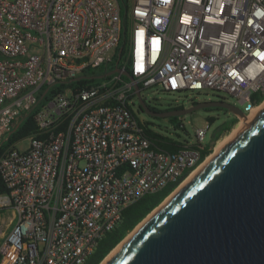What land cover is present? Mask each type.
I'll use <instances>...</instances> for the list:
<instances>
[{
  "label": "built area",
  "instance_id": "1",
  "mask_svg": "<svg viewBox=\"0 0 264 264\" xmlns=\"http://www.w3.org/2000/svg\"><path fill=\"white\" fill-rule=\"evenodd\" d=\"M128 16L141 90L225 91L247 115L264 103V0H131ZM121 29L119 0H0V143L38 108L28 145L0 157V264H84L129 205L178 187L221 139L204 142L209 119L194 141L154 128L180 146L153 147L118 72L44 103L46 86L108 63Z\"/></svg>",
  "mask_w": 264,
  "mask_h": 264
},
{
  "label": "water",
  "instance_id": "2",
  "mask_svg": "<svg viewBox=\"0 0 264 264\" xmlns=\"http://www.w3.org/2000/svg\"><path fill=\"white\" fill-rule=\"evenodd\" d=\"M116 72L129 77L140 108L152 116H182L208 107L247 116L226 100L155 110L131 71L118 66L93 77ZM82 77L87 75L69 81ZM168 196L105 264H264V108L175 195Z\"/></svg>",
  "mask_w": 264,
  "mask_h": 264
},
{
  "label": "trees",
  "instance_id": "3",
  "mask_svg": "<svg viewBox=\"0 0 264 264\" xmlns=\"http://www.w3.org/2000/svg\"><path fill=\"white\" fill-rule=\"evenodd\" d=\"M131 0H119L121 7V15H122V29H121V39L117 47L115 48V52L108 63L102 64L99 67H87L83 70V72L79 75H87V77H82L80 79L74 81H60L49 87L46 86L44 88V92L48 89L47 93L44 96V103L48 102L57 92L64 91L66 88L70 87L74 91L79 89H83L85 87H89L91 85L97 84L102 81L104 78H111L112 75L105 76L103 78H95L93 76L107 73L116 67L125 66V69L131 71L130 63H124L123 60L128 51V34H129V7ZM125 81H130L129 77L123 75L122 76ZM140 87L142 86L141 83ZM197 103V102H195ZM194 103V104H195ZM155 110H172L183 108L182 105H171L164 109H159L151 104H149ZM37 107L23 119L21 124L13 130V132L8 136V138L0 143V157L13 143L19 142L20 140L27 138L31 133L37 130V125L34 120V114L37 111ZM212 109H225L223 107H213ZM227 110V109H225ZM169 120L174 123L176 127H178L181 121L176 122L177 117L170 116ZM214 118L211 117L210 121L214 122ZM238 119L225 122L220 125L214 132L213 137L215 140L219 139L221 136L229 132L233 125L236 124ZM150 121L141 122V125L144 128V133L149 136L152 140L153 147H159L161 149H165L168 151L177 150L180 146V143L175 141L174 138L163 135L157 132L151 125ZM179 135V134H177ZM204 154H208L207 151ZM179 182L171 183L160 191L149 193L143 196L141 199L136 201L135 203L129 205L122 214V218L118 224V226L113 229L111 232L107 233L100 241L98 247L94 251V253L87 259L84 264H100L104 258L127 236L129 232H131L150 212H152L158 205H160L165 198L170 195V193L177 187ZM9 189L4 181V178L0 172V194L8 192Z\"/></svg>",
  "mask_w": 264,
  "mask_h": 264
},
{
  "label": "rangeland",
  "instance_id": "4",
  "mask_svg": "<svg viewBox=\"0 0 264 264\" xmlns=\"http://www.w3.org/2000/svg\"><path fill=\"white\" fill-rule=\"evenodd\" d=\"M114 52L115 49L110 52L112 56ZM142 95L149 104L159 109H164L173 105L176 98H179L185 107L192 106L193 102L210 101V100H214V101L226 100L230 103L235 104L236 106H238L243 110L245 109V104L240 102L237 97L225 91H215L212 89H204L200 92L187 91L184 93H178V92H167L164 91L159 85H154L147 89H143ZM212 108L213 107L201 108L186 115L177 117L176 122L183 121L185 124V128L183 129L179 128L178 131H176V126L174 125V123H172L169 120L168 117H156L143 111L140 108L138 98L135 99V106H134L135 113L140 121L142 122L150 121L152 123L151 125L153 128L165 127L168 128L171 132L179 134V136H181L182 139H189L193 141L196 139L195 136L196 130L199 127H204L207 124L208 120L211 117H213L215 120L214 122H212L211 128L208 131L206 139L204 141L207 146L211 145L212 140H214L213 134L220 125H222L225 122H230L238 119L236 124L233 125L232 129L221 137V139H223L238 125L239 121L241 120V117L237 116L235 113H233L230 110L212 109ZM28 142L29 141L27 138L20 140L19 147L27 146ZM129 234L130 232L127 234V236Z\"/></svg>",
  "mask_w": 264,
  "mask_h": 264
},
{
  "label": "bare ground",
  "instance_id": "5",
  "mask_svg": "<svg viewBox=\"0 0 264 264\" xmlns=\"http://www.w3.org/2000/svg\"><path fill=\"white\" fill-rule=\"evenodd\" d=\"M264 108V103H262V105L256 107L251 114L245 116V117H241V120L239 121L238 125L228 134L226 135L223 139H220L219 142L217 143V145L215 146V150L214 152L209 155L207 157V159L200 165L198 166L193 172L192 174L186 179L184 180L169 196L167 199H169L171 196L175 195L177 193V191H179V189L181 187H183L195 174H197L200 169L202 167H204V165L210 160L212 159L224 146H226L227 143H229L232 139H234L236 137V135L244 128L248 125V123L251 121V119L260 111ZM163 205V204H161ZM158 206L156 209H154L149 215L148 217H150L153 213H155L160 207ZM148 217H146L140 224H138V226L136 228H134L133 232H130V234L125 237L107 256L106 258L102 261L101 264H105L110 257L113 256V254L119 249V247L130 238V236L139 228L141 227V225L148 219Z\"/></svg>",
  "mask_w": 264,
  "mask_h": 264
},
{
  "label": "flooded vegetation",
  "instance_id": "6",
  "mask_svg": "<svg viewBox=\"0 0 264 264\" xmlns=\"http://www.w3.org/2000/svg\"><path fill=\"white\" fill-rule=\"evenodd\" d=\"M226 109V108H225ZM228 110V109H227ZM173 117H175V116H173ZM176 117H180V116H176Z\"/></svg>",
  "mask_w": 264,
  "mask_h": 264
}]
</instances>
